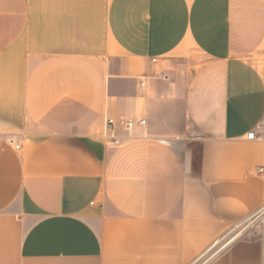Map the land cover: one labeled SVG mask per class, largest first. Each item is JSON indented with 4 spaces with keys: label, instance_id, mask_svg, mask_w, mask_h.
Returning <instances> with one entry per match:
<instances>
[{
    "label": "crops",
    "instance_id": "obj_1",
    "mask_svg": "<svg viewBox=\"0 0 264 264\" xmlns=\"http://www.w3.org/2000/svg\"><path fill=\"white\" fill-rule=\"evenodd\" d=\"M260 168L264 0H0V264H264Z\"/></svg>",
    "mask_w": 264,
    "mask_h": 264
},
{
    "label": "built area",
    "instance_id": "obj_2",
    "mask_svg": "<svg viewBox=\"0 0 264 264\" xmlns=\"http://www.w3.org/2000/svg\"><path fill=\"white\" fill-rule=\"evenodd\" d=\"M153 62H156V60H153ZM143 85H144V83H143ZM144 125H146V120H139V121L120 120V121H115L114 119H108L106 122L107 132L110 133V137L112 139L116 138L114 133H113L116 126H120L124 129L131 130L137 126H144ZM255 137H256V133H255V131H252L248 134L247 138L249 140L253 141L255 139ZM17 148H19V146H17ZM259 174L264 176V169L263 168L259 169ZM247 224L251 228H255L258 225H262L264 227V205L257 215H255L253 218H251L247 221Z\"/></svg>",
    "mask_w": 264,
    "mask_h": 264
},
{
    "label": "rangeland",
    "instance_id": "obj_3",
    "mask_svg": "<svg viewBox=\"0 0 264 264\" xmlns=\"http://www.w3.org/2000/svg\"><path fill=\"white\" fill-rule=\"evenodd\" d=\"M258 227H262L263 228V230H264V227L262 226V225H258V226H256L255 228H251V227H249L248 226V224L246 223L245 225H243V226H241V227H239V228H237V229H235L230 235H229V237H228V241H227V243H229V241L232 239L233 240V238H237L238 236H240V237H242V236H244L245 234H250L251 232H253V231H255ZM241 231L243 232V233H241ZM226 242L225 241H223L220 245H219V247L218 248H216L212 253L213 254H218L220 251H221V248L223 247L222 245H224Z\"/></svg>",
    "mask_w": 264,
    "mask_h": 264
},
{
    "label": "water",
    "instance_id": "obj_4",
    "mask_svg": "<svg viewBox=\"0 0 264 264\" xmlns=\"http://www.w3.org/2000/svg\"><path fill=\"white\" fill-rule=\"evenodd\" d=\"M262 232H263V228L258 227L255 231L251 232L250 235H248V236H249V238L257 237V236L262 235Z\"/></svg>",
    "mask_w": 264,
    "mask_h": 264
},
{
    "label": "trees",
    "instance_id": "obj_5",
    "mask_svg": "<svg viewBox=\"0 0 264 264\" xmlns=\"http://www.w3.org/2000/svg\"><path fill=\"white\" fill-rule=\"evenodd\" d=\"M201 156L198 152L195 153V169L198 170L200 165Z\"/></svg>",
    "mask_w": 264,
    "mask_h": 264
}]
</instances>
